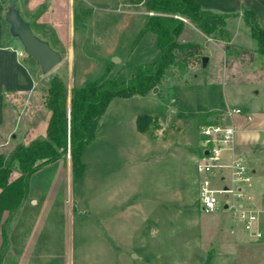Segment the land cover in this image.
Segmentation results:
<instances>
[{
    "label": "crops",
    "instance_id": "obj_1",
    "mask_svg": "<svg viewBox=\"0 0 264 264\" xmlns=\"http://www.w3.org/2000/svg\"><path fill=\"white\" fill-rule=\"evenodd\" d=\"M197 1L206 11L227 15L253 12L264 22V0ZM15 6L40 38L51 46H66L71 62L74 60L77 36L83 42L91 37L84 17L93 16L96 10L135 15L142 19L140 36L151 33L145 31L148 18L144 16L147 13L141 10L97 8L88 0H16ZM9 29L10 25L6 16H2L0 5V155H4L1 148L13 144V141H7L6 135L1 134L9 112L6 109L8 100L24 98L26 103L15 122L21 134L13 139L12 153L20 145L28 146L34 141L46 140L52 117L44 104L49 88L39 83L40 67L37 64L33 66L25 58L24 51L18 45H21L20 41L9 33ZM56 31L58 34L52 35L50 39L41 35ZM56 51L60 52L58 49ZM212 52L210 50L203 55L209 58L208 68ZM159 54L158 50L155 56L158 58ZM105 68L107 72L114 69L110 65ZM117 75L112 79L117 80ZM209 75L211 83L207 87L214 89L221 85L220 79L215 80L213 73L209 72ZM105 78L99 80H112ZM129 78L126 77V80ZM79 84L84 87L88 83L81 79ZM186 86L158 87L160 94L147 92L130 98H115L105 109L92 139L97 183L93 210L86 211L78 207V213L75 214L72 201L69 210V198L65 190L76 181L73 179L70 159H61L32 175L29 195L22 207L13 216L8 213L2 216L1 222L5 224L2 230L4 234L0 231V264H120L123 259L122 256L120 259V255L130 253L131 258H135V237L141 236L140 231L146 222H155L152 233L148 231L147 234L161 238L166 236L170 227L167 221L183 220L182 209L170 213L166 210L167 206L172 205L182 208L196 193L200 195L203 178L198 172L203 157L200 116L225 110L219 107V102L206 100H199L197 108L192 110L183 94L170 98L168 102L166 98L173 89ZM69 94L68 104L72 91ZM145 115L155 118L158 126L156 130L151 127L143 131L139 129L138 118ZM191 120L195 121L191 124ZM234 124L238 152L247 157L251 168L254 165L252 170L257 174V157L264 153V113L255 117L235 118ZM191 127L197 133L191 134ZM13 138H16L14 134ZM230 157V151L226 150L220 162L227 163ZM84 166L83 176L78 181L85 176ZM16 174L12 180L21 175L20 171ZM229 177L230 173H218L212 179L213 185L221 187ZM221 178H225V182ZM245 192L252 199L250 204L260 210L257 226L264 227V199L261 192ZM192 217L197 221L194 228H200L202 219L198 215L192 214ZM204 219L218 220L221 223L220 230L229 231L236 238L234 225L226 222V218ZM74 228L78 230L76 241ZM260 242H263V253L264 238Z\"/></svg>",
    "mask_w": 264,
    "mask_h": 264
},
{
    "label": "rangeland",
    "instance_id": "obj_2",
    "mask_svg": "<svg viewBox=\"0 0 264 264\" xmlns=\"http://www.w3.org/2000/svg\"><path fill=\"white\" fill-rule=\"evenodd\" d=\"M88 1L94 5L92 0ZM97 1L105 5H110L112 2L116 4L115 2L118 1L121 3L118 9L141 10L147 13L144 15L147 18L152 13L146 6L148 0H142L139 5H124L122 3L125 0ZM0 5L2 16L5 18L11 1L0 0ZM94 6L98 8V6ZM106 8L110 9L109 6ZM215 14L217 15L214 18L209 19L207 28L202 26V22H194L190 18L176 16L185 24L182 35L179 37L180 44L194 43L199 45L202 56L208 54L210 50L214 52H212L209 68L208 65L203 68L202 60H196L188 66L186 75L182 79L172 80L168 77V79H163L158 87L166 89L171 85H188L180 89H173L171 95L166 98L168 102L170 98L179 94L186 96L192 110L197 108L199 100L219 102V107L225 110L210 113L212 120L236 126L234 124L235 118L255 117L256 115L260 116L262 112L264 113V45L258 43L252 30V27H259L264 30V22L260 21L253 12H244L242 15ZM84 19L88 26L87 32L91 37L83 42L77 36L72 62L66 46L52 45L60 51L62 62L49 74H44L40 69L39 83L42 87L50 88L52 79L59 77L66 82L69 94L72 90L82 88L79 84L81 79L91 83L100 81L99 79L103 77L112 79L116 74H118L117 80H126V77L131 79L134 67L137 64H149L157 58L155 56L158 52L156 36L152 33L144 36L141 34L140 36L141 18L132 14L99 9L95 11L93 16L88 15ZM33 31L37 35V31ZM9 33L7 34L8 37H10ZM57 34L56 31L53 33L45 32L41 35L46 39H50L52 35ZM59 34L61 36V32ZM251 42H256V44ZM18 45L24 51L23 47L20 44ZM25 58L33 66H37L34 59L26 54ZM106 65L113 66L117 70L113 69V71L107 72ZM172 72L177 77L181 75V70L177 68H174ZM209 72L215 75V80L220 79L221 85L214 89L207 87L211 83ZM168 82L169 84H167ZM151 92L153 91H149V93ZM159 92L160 90L157 93L160 94ZM25 104L24 98H13L6 102V109L9 112L6 115L4 131L1 134L6 135L7 141H13V144L15 141L13 139H17V136L21 134V129L15 127V122ZM160 108L164 109L163 106H160ZM236 109L241 110V113L232 115L228 113H232ZM194 121L191 120V124ZM150 122L152 124L149 127L156 130L158 126H156L157 121L155 118L152 117ZM202 126H199L201 141ZM190 133L195 134L197 132L191 127ZM13 134L16 138H13ZM13 144L1 148L4 155H0V162L5 163L6 166L11 163ZM85 149L82 158L86 165L85 176L81 181L76 180L73 185H69L70 187L65 190V195H68L69 198L67 202L69 210L72 201L75 214L78 213V207L86 211L93 210L95 207L97 183L95 179L93 141ZM202 150L201 152H203ZM68 156L66 159L69 160ZM257 161V174L253 175L251 183L248 188L245 187V190L253 194L259 191L264 199V153L257 157ZM252 168H254V165H252ZM18 172L19 170L16 169L13 175L16 176ZM223 172L228 173V175L230 173L227 169H215L208 175H200L213 181L212 179L216 174ZM223 202L221 197V205L213 214H204L201 211L200 195H197V193L196 196H192L188 204H183L182 208L178 205L167 206L166 211L168 213L179 212L182 209L181 211L184 213L183 220L178 222L167 221L170 227L166 236L161 238L150 236V233L147 234L148 231L152 233L155 222H146L140 231L141 236L135 237V258H131L130 253L124 254V256L120 255V259L121 256L123 257L120 264H264V252L262 253L261 249L263 242L257 241L242 223L237 222L238 220L235 219L232 212L223 211ZM192 214L194 216L198 215V218L202 219L199 222L200 228H194L197 221L192 217ZM213 217L226 218V222L232 223L236 231V238L231 236V232L220 230L221 223L218 220L205 221L204 219ZM77 231V228H74L75 241ZM234 240L242 245L239 246ZM158 244L161 245L160 248Z\"/></svg>",
    "mask_w": 264,
    "mask_h": 264
},
{
    "label": "trees",
    "instance_id": "obj_3",
    "mask_svg": "<svg viewBox=\"0 0 264 264\" xmlns=\"http://www.w3.org/2000/svg\"><path fill=\"white\" fill-rule=\"evenodd\" d=\"M10 1V7L14 6L16 0ZM92 2L100 8L109 6L116 9L121 5L118 1L116 4L111 1L110 5L98 3L97 0ZM140 3L142 0H125L122 4ZM146 6L151 12L156 13L148 17L145 26V31L157 37L160 54L155 61L137 64L129 80H100L72 90L70 113L66 82L59 77L52 79L44 99L45 107L52 113L48 138L34 141L28 146H18L8 166L0 162V231L5 224L1 222L2 216L5 213L13 216L28 198L30 178L36 172L70 154L74 180L82 178L85 169L81 160L82 152L92 141L97 123L113 99L130 98L153 91L168 77L172 80L182 79L189 65L196 60H202L199 45L179 43L185 24L176 16L202 22V26L207 28L209 19L217 14L204 10L197 0H148ZM252 30L258 43L263 46L264 30L259 27H252ZM174 68L181 70L180 76L177 77L172 72ZM210 117H212L210 114H202L200 125L210 124ZM151 120L150 116H140L139 129L143 131L151 126ZM16 169L21 175L18 179L12 180Z\"/></svg>",
    "mask_w": 264,
    "mask_h": 264
},
{
    "label": "built area",
    "instance_id": "obj_4",
    "mask_svg": "<svg viewBox=\"0 0 264 264\" xmlns=\"http://www.w3.org/2000/svg\"><path fill=\"white\" fill-rule=\"evenodd\" d=\"M155 15V13H151ZM232 114H240L234 110ZM236 128L231 124L211 120L210 124L201 127L203 157L198 165L201 175H208L215 169H227L230 177L221 187H215L208 178H203L200 185V209L204 214L215 213L223 199V211L232 212L235 219L242 222L246 230L257 240L264 238V227L257 226L260 210L250 204L251 197L245 192V187L253 179V170L244 154L238 152ZM230 151L231 157L227 163H221L223 152ZM225 182V178H221Z\"/></svg>",
    "mask_w": 264,
    "mask_h": 264
},
{
    "label": "water",
    "instance_id": "obj_5",
    "mask_svg": "<svg viewBox=\"0 0 264 264\" xmlns=\"http://www.w3.org/2000/svg\"><path fill=\"white\" fill-rule=\"evenodd\" d=\"M6 21L10 25V33L17 38L26 55L34 59L44 74L52 72L61 62L62 55L51 44L36 35L31 25L23 19L16 6H11L6 13ZM209 63L207 56L202 57V66L206 68ZM158 87L153 92H158ZM71 102L69 103V113ZM69 159H71L69 154ZM72 165V164H71Z\"/></svg>",
    "mask_w": 264,
    "mask_h": 264
}]
</instances>
